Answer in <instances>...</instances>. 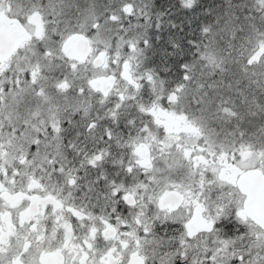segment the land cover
<instances>
[{
  "label": "snow or ice",
  "instance_id": "snow-or-ice-1",
  "mask_svg": "<svg viewBox=\"0 0 264 264\" xmlns=\"http://www.w3.org/2000/svg\"><path fill=\"white\" fill-rule=\"evenodd\" d=\"M0 264H264V0H0Z\"/></svg>",
  "mask_w": 264,
  "mask_h": 264
}]
</instances>
